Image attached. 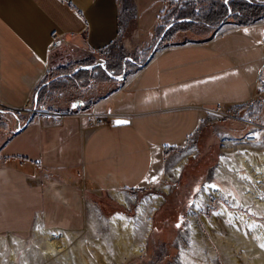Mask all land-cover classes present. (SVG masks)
Listing matches in <instances>:
<instances>
[{
    "label": "crops",
    "instance_id": "1",
    "mask_svg": "<svg viewBox=\"0 0 264 264\" xmlns=\"http://www.w3.org/2000/svg\"><path fill=\"white\" fill-rule=\"evenodd\" d=\"M175 1L0 0V103L20 109L35 96L55 58L48 46L61 35L63 47L82 55L74 67L84 84L59 92L58 100L43 91L39 105L92 112L106 121L90 126L68 115L27 123L28 116L0 111V233L25 231L37 215L51 225L74 224L81 189L112 193L161 185L183 159L174 165L178 151L203 123L217 119L218 108L264 115V20L174 40L122 83L96 76L103 70L96 63L86 67L91 62L84 56L121 41L127 54L107 62L116 70L153 49L159 27L167 33L186 22L209 27L193 17L175 20L179 9L164 25ZM189 1L199 0L177 6ZM114 118L127 123L113 125Z\"/></svg>",
    "mask_w": 264,
    "mask_h": 264
},
{
    "label": "rangeland",
    "instance_id": "2",
    "mask_svg": "<svg viewBox=\"0 0 264 264\" xmlns=\"http://www.w3.org/2000/svg\"><path fill=\"white\" fill-rule=\"evenodd\" d=\"M245 1L248 2L249 0ZM255 2L264 5L262 0H256ZM175 3L177 5L180 4L179 0L175 1ZM181 4V7L175 5L174 7L176 8L171 9L170 13L167 12L164 17L165 20L162 21L164 25L169 24L174 9H179L175 20H178V17L187 8L201 14L211 4L225 5L226 12L218 23H214V25L209 27L180 24L175 25L168 33L166 30L164 31V26L159 27L154 40V43L157 42L155 47L152 49L153 45L151 44L142 53L130 56L132 60L123 61L116 70H113L107 62L108 60H113V57L122 58L127 54V50L121 41L115 42L109 49L100 54L84 56V61L91 62L86 67H91L95 63L100 67L105 65V70H99L96 76L107 82L118 81L122 83L128 76L135 71L137 72L156 51L174 40L188 41L203 38L205 35H216L230 29L232 25L239 24L242 21L245 22L251 18L245 13L234 11L230 6V0H228L227 4L225 0H199L196 3L189 1ZM235 14L237 17H235ZM256 20H264V13ZM163 31L164 34L165 32L167 33L165 36ZM126 36V38L129 37V35ZM53 51L55 52V58L51 61V68L41 80L35 96H32L28 101L29 105L32 106L31 108L36 106L39 109L52 110L69 115L87 112L67 111L57 107L46 108L39 105V96L43 91L52 97L56 96V100H58V98L63 97L59 92H65L72 85L82 88L84 84L75 77L77 67H74V61L80 59L82 55L77 53L72 47H63V43ZM96 60L98 62H95ZM120 75H123V79L115 78ZM93 84L90 82V85ZM255 112L235 107L218 108L217 119L203 123L196 133L190 137L187 144L178 151L179 157L174 165L179 159H186L179 173L176 176L167 178L161 185L153 188L119 190L126 197V205L117 202L111 192L99 191L95 193L88 189H81L76 194L80 205L79 210L74 214V224L51 225L47 218L42 215H37L36 220L40 216L43 221L42 224L48 228L60 227L79 230V233L77 232L78 234L76 233L68 244L70 246L77 244V248L81 250L87 245V251L85 249V259L87 261L85 260V262L80 264H98V262L100 264L98 260L102 258L105 260L103 262L108 264H116V262H119V264H264V258L262 257L264 249L260 247V245L264 244V214L260 218L252 217L249 214V209L254 207L251 201L247 203L248 207L245 210H240L241 213L243 212V223L247 228L243 231L246 236L245 242H240L236 238V232L240 227L236 221L227 219L225 221L223 218L224 220L221 222L220 217H218V225L211 222L212 214L221 209V203L227 205L232 217L236 216L235 212L237 209L232 208L231 203L227 199L207 194L205 201L200 202V204L197 203L199 194L205 190L206 185L210 184L219 185L224 190L231 191L238 199L240 198L239 189L230 182L226 171L219 175L218 170L221 168V158H233L235 156L232 151L227 152V149L249 145L241 142L242 138L247 133L257 130V128L263 132V140L256 145L248 147L257 148L259 146V148L264 149V115L261 112ZM20 115L28 116L29 118L36 117V115L32 116L29 112L21 113ZM239 172L241 176L238 179L243 181L245 177H242V174L245 173V170L239 169ZM249 183L257 189L258 196L264 197V183L258 184L253 181ZM158 197L159 200L157 199ZM145 211L146 213H144ZM115 213H122L127 218H131L132 225L134 227L141 225L142 229V231L140 230L142 239L138 241L143 246L142 252L140 254H124L123 252V257L119 261L114 259L115 249L111 239L112 232L106 221L107 218ZM204 216L207 222L202 218ZM88 217L91 218L93 225L92 231L86 232L84 220ZM148 225L149 227H147ZM228 227L229 229H227ZM33 228L34 224L25 231H5L0 233V264H77V257L75 258L70 246L59 253L58 256H61V258L54 257V255H45L43 246H46L47 239L34 237ZM8 233L22 240V245L20 248H16L15 251L9 245ZM216 238L219 240L217 241ZM227 239H229L228 242H226ZM96 242L102 245L106 256L108 255V258L106 257L108 261L103 257L105 254L102 255L103 249L97 250L94 246ZM253 244L258 245L262 252L253 251ZM95 249L97 252L100 251L101 258L97 257L96 259V256H94ZM13 252L14 256L11 257Z\"/></svg>",
    "mask_w": 264,
    "mask_h": 264
},
{
    "label": "bare ground",
    "instance_id": "3",
    "mask_svg": "<svg viewBox=\"0 0 264 264\" xmlns=\"http://www.w3.org/2000/svg\"><path fill=\"white\" fill-rule=\"evenodd\" d=\"M248 146L251 147V145H243V146H236V147H231L230 149H227V152L232 151V153H234L235 156L233 158H225V159L221 158L220 160L221 168L218 170L220 173L219 175H222L223 171H226L228 177L230 178V182H232L240 191V198H239L240 200L236 197V195H233L231 191H226L221 186L216 185V184L206 185L205 190L200 194L198 193L199 196L197 198V203L200 204V202L206 200L207 194H212L214 196L221 197L222 199H227V201L231 203V207L232 208L234 207L237 209L235 212L236 216L232 217L229 213L227 205L224 203L223 204L221 203L220 204L221 209L218 212H214L212 214L211 222H213V224L215 225H218L219 223V221L217 220L218 217H220L221 222H223L224 219L225 221L226 219L234 220V222L236 221V223L240 226L238 231L236 232V238H238L240 242L246 241L245 240L246 236L244 235L243 231L247 229L245 227V224L243 223V214H242L243 212L241 213L240 210L241 211L245 210L248 207L247 203L251 201L254 204V207L249 209V214L252 217L254 216L256 218H260L264 214V197L258 196L259 194L257 192V189L254 188L249 183L250 181L256 182L258 184L264 183V149L259 148V146H257V148H250ZM185 160H186L185 158L181 159L174 166V168L172 169L173 170L172 173L174 176H176L179 173L181 166L185 163ZM239 169L245 170V173L242 174V177L243 176L245 177L243 181L242 180L239 181L238 179V177L241 176ZM111 195L117 202H119L120 204L126 205L127 203L126 197L121 191H114L111 193ZM157 199L159 200V197ZM144 213H146V211ZM202 218H204V220L206 221L205 216ZM106 221L108 222V225L112 232L111 239L114 243V249H115L114 259L116 261L121 260V258L123 257L122 255L123 252L124 254H129V253L140 254L142 252L143 246L142 244L138 243V241L142 239V237H140V232L142 231L141 225L139 227H134L132 225V219L127 218L122 213H115L111 215L109 218H107ZM92 225L93 224H92L91 218L88 217L85 222V230H87L86 232L92 231ZM147 227H149V225ZM227 229H229V227ZM78 231L79 230H69V229H64V228H59V227L48 228L44 226L39 220H36L32 233L34 237L36 238L47 239L46 246H43L44 247L43 253L45 255H48V256L54 255V257L61 258V256H58L59 253L69 248L70 245L68 243L75 237ZM218 240L219 239H217V241ZM228 240L229 239H227L226 242H228ZM9 245L12 248V250L15 251L16 248H20V246L22 245V240L19 238L13 237V235H9ZM94 246L97 248V250L103 249L102 245L99 244L98 242H96ZM70 248H72L75 258L77 257L76 258L77 264L85 262L86 260L85 259V256H86L85 249L87 251V245L84 247L83 250L77 248V244L70 246ZM252 250L257 251V252H262L260 247L256 244H253ZM99 252H97L95 249L94 256H96V259L97 257H100ZM102 255H104L103 257L108 258V255L106 256L104 249H103ZM13 256H14V252L13 254H11V257ZM262 257L264 258V254H262ZM103 260L104 259L102 258V259H99L98 261H100V264H103V263L108 264L107 262H103ZM67 261H68V258H67ZM116 264H119V262H116Z\"/></svg>",
    "mask_w": 264,
    "mask_h": 264
},
{
    "label": "built area",
    "instance_id": "4",
    "mask_svg": "<svg viewBox=\"0 0 264 264\" xmlns=\"http://www.w3.org/2000/svg\"><path fill=\"white\" fill-rule=\"evenodd\" d=\"M63 42H64V40L61 37V35H55L52 42L48 46V52H52L56 47H58ZM31 107L32 106L29 105V102L27 104H25L20 109L9 108V107H6L5 105L0 103V111L8 110V111L13 112V113L29 112L32 116L36 115L37 120L42 124H49V123H52L54 121L61 119L62 117L69 115L67 113L55 112L52 110L39 109V108H36V106L33 108H31ZM77 115L79 117L86 118L87 123L90 126H101V125H104L106 123V121L104 119L96 116L92 112H79V113H77ZM262 134H263V132H261L259 130V128H257V130L247 133L244 136V138H242L241 142H243L245 144H249V145H256L261 140H263Z\"/></svg>",
    "mask_w": 264,
    "mask_h": 264
},
{
    "label": "trees",
    "instance_id": "5",
    "mask_svg": "<svg viewBox=\"0 0 264 264\" xmlns=\"http://www.w3.org/2000/svg\"><path fill=\"white\" fill-rule=\"evenodd\" d=\"M256 0H249L248 2L245 0H230V6L234 11H239L241 13H245L249 18L245 22H240L239 24H249L254 22L257 18L261 17L264 13V5H260L255 2ZM264 2V0H262ZM225 5L218 6L217 4H211V6L203 11L204 13H196L195 11H191L192 9L187 8L182 13L183 18L193 17L196 21H199L201 24L205 25H214V23H218L221 19L225 11ZM224 11V12H223ZM235 17L237 15L235 14ZM182 25L194 26L193 22L182 23ZM87 108V106L85 107Z\"/></svg>",
    "mask_w": 264,
    "mask_h": 264
},
{
    "label": "water",
    "instance_id": "6",
    "mask_svg": "<svg viewBox=\"0 0 264 264\" xmlns=\"http://www.w3.org/2000/svg\"><path fill=\"white\" fill-rule=\"evenodd\" d=\"M191 20H192V19H191ZM91 66H93V64H92ZM102 68L105 70V65H102ZM123 74H125V73H123ZM115 78L121 80V79H123V75L116 76ZM30 120H31V117H30V119L27 121V123H28ZM117 121H125V120H123V119H119V118H114V119H112V123H113V125H117ZM21 128H22V127H19V129H21Z\"/></svg>",
    "mask_w": 264,
    "mask_h": 264
},
{
    "label": "snow or ice",
    "instance_id": "7",
    "mask_svg": "<svg viewBox=\"0 0 264 264\" xmlns=\"http://www.w3.org/2000/svg\"><path fill=\"white\" fill-rule=\"evenodd\" d=\"M225 3L227 4L228 3V0H225ZM123 123H127L126 121H117V124H123ZM251 230V229H250ZM260 247L262 249H264V244L260 245Z\"/></svg>",
    "mask_w": 264,
    "mask_h": 264
}]
</instances>
